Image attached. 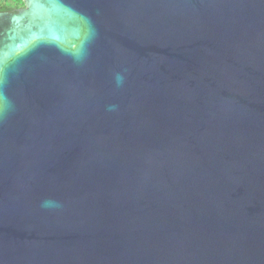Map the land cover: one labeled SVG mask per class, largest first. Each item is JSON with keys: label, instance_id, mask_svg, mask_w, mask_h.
I'll return each instance as SVG.
<instances>
[{"label": "water", "instance_id": "obj_1", "mask_svg": "<svg viewBox=\"0 0 264 264\" xmlns=\"http://www.w3.org/2000/svg\"><path fill=\"white\" fill-rule=\"evenodd\" d=\"M23 2L0 264H264V0Z\"/></svg>", "mask_w": 264, "mask_h": 264}, {"label": "trees", "instance_id": "obj_2", "mask_svg": "<svg viewBox=\"0 0 264 264\" xmlns=\"http://www.w3.org/2000/svg\"><path fill=\"white\" fill-rule=\"evenodd\" d=\"M23 7L22 0H0V12H13Z\"/></svg>", "mask_w": 264, "mask_h": 264}, {"label": "flooded vegetation", "instance_id": "obj_3", "mask_svg": "<svg viewBox=\"0 0 264 264\" xmlns=\"http://www.w3.org/2000/svg\"><path fill=\"white\" fill-rule=\"evenodd\" d=\"M23 1V0H22ZM25 6H24V2H23V7H21V8H24ZM21 8H18V9H21ZM18 9H16L15 11H13V12H5V13H9V14H18L19 12H17V10ZM0 13H3V12H0Z\"/></svg>", "mask_w": 264, "mask_h": 264}, {"label": "clouds", "instance_id": "obj_4", "mask_svg": "<svg viewBox=\"0 0 264 264\" xmlns=\"http://www.w3.org/2000/svg\"><path fill=\"white\" fill-rule=\"evenodd\" d=\"M52 202H45V205L44 206H50V204H51Z\"/></svg>", "mask_w": 264, "mask_h": 264}]
</instances>
